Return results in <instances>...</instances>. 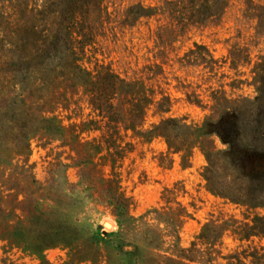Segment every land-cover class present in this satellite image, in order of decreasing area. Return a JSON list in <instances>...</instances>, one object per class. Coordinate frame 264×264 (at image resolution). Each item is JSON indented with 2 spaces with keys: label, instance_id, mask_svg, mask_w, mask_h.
<instances>
[{
  "label": "trees",
  "instance_id": "16d2710c",
  "mask_svg": "<svg viewBox=\"0 0 264 264\" xmlns=\"http://www.w3.org/2000/svg\"><path fill=\"white\" fill-rule=\"evenodd\" d=\"M18 1L11 4L8 12L0 6L3 22L9 23L6 18L19 11L14 6ZM30 1L42 16L28 25L32 41L22 42L21 36L18 41H10L9 55L4 58L9 57L3 63L29 64L32 70L51 57V51H63L60 67L64 71L66 95L72 99V92L80 88L89 108L85 118L66 123V135L74 132L72 135L77 136L94 129L90 125L103 124L109 145L124 141L132 131L148 138L160 136L174 151L183 148L185 161L198 150L206 162L199 173L205 182L203 188L226 204L239 206L240 215L223 214L217 226H211V218L203 226L209 234H199V240L190 242L189 247L179 246V254L173 258L159 252L164 243L161 234L127 221L129 201L121 187H113L110 178L97 174L95 168L77 164L79 182L73 183L71 191L86 197L92 194L118 219L117 230L107 232L98 224L102 237L89 239L78 217L80 212H86L85 207L81 209L83 203L77 198L69 203L53 200L36 174L31 175L32 165L26 158L21 166L27 177L6 176L7 169L0 168V262L256 264L254 258L264 257V0H133L121 6L117 26L129 31L130 41L134 40L132 33L150 36V26L155 23L159 30L156 39L167 42L169 39L162 37L165 32L174 40L176 32L188 36L192 29L216 28L224 18L233 22L232 34L221 41L227 55L216 58L206 44L194 41V48L178 58L182 72L174 75L180 83L178 90H182L189 103L201 108L200 115L168 114L174 99L160 88L149 95L156 124H151L154 127L147 131H136L131 112H127L131 119L128 122L122 108L124 94L134 91L124 93V79L106 59L104 34L109 29L113 32L114 23L109 20L107 1ZM5 25L0 24L1 36L13 38L15 34L5 31ZM250 46L257 51L254 61ZM158 71L164 73L162 67ZM189 76L193 79L186 80ZM38 116L44 114L39 112ZM45 118L48 117L42 120ZM90 209L89 213L103 214L99 207ZM94 224L92 221L90 225ZM227 231L238 237L239 243L233 247L225 241L229 238ZM53 248L60 249L62 254L50 261L45 253Z\"/></svg>",
  "mask_w": 264,
  "mask_h": 264
},
{
  "label": "rangeland",
  "instance_id": "374dc122",
  "mask_svg": "<svg viewBox=\"0 0 264 264\" xmlns=\"http://www.w3.org/2000/svg\"><path fill=\"white\" fill-rule=\"evenodd\" d=\"M105 1L109 5V20L114 21L113 32L109 29L104 34L106 59L124 79L126 84L123 91H134L124 94L122 108L126 111L128 122L131 119L127 112H131L136 131H147L154 127L150 126L155 125L156 120L152 116L153 107L148 103L149 95L159 92L160 88L174 99L168 114L175 117L200 115L201 108L189 103L182 90H178L180 83L174 78V75L182 74L178 58L194 48V41L206 44L216 58L227 55V48L221 41L233 32L231 18L223 17L216 28L206 26L201 30L192 29L188 36H180L176 32L174 40H170L172 36L165 32L162 37L169 39L166 40L168 43L156 39L159 30H156L154 22L150 26V36L132 33L134 40L130 41L129 31L117 26V23L121 6L133 0ZM14 2L0 0V6L8 12ZM14 6L19 7V11L12 14L10 19L6 18L9 23L3 22V14L0 16V24H6L5 31L15 34L13 38L0 34V49L3 51V56H0V168L7 169L6 176L27 177L28 173L21 166L27 158L32 165L31 175L36 174L53 200L58 198L69 203L77 198L83 203L81 209L85 207L86 212L79 213V222L85 225V237L92 239L102 237L98 224L107 232L118 229V219L101 200L92 194L86 197L71 191L73 183L79 182L77 164L80 167H93L97 174L110 178L113 187H121L125 191L129 201L127 221L140 223L143 228L161 234L164 243L159 252L173 258L179 254V246L189 247L190 242L199 240V234H209L208 230H203V226L211 218L214 223L211 226H217L220 217L225 216L223 214L240 215L239 206L226 204L203 188L205 182L199 173L206 162L198 150H194L185 161L182 158L183 148L174 151V148L167 147L160 136L148 138L132 131L124 141L109 145L103 124L90 125L94 129L77 136L72 135L74 132L66 135V123L78 122L89 112L86 98L80 88L72 92V99L67 97L62 76L64 71L60 67L64 56L60 49L51 51V57L32 70L29 64L3 63L9 57L4 58L9 55L10 41H18L21 36L24 37L22 42L31 43L33 37L28 25L42 17L34 10L30 0H19ZM110 21H107V25H110ZM120 29L122 33L118 32ZM252 46L249 50L254 61L257 51ZM158 67H162L164 73L159 72ZM185 79L192 80L193 77ZM39 112L44 116H38ZM45 116L48 118L42 120ZM40 133H44L42 137H38ZM185 162L190 167L185 166ZM22 183L26 182L22 180ZM48 202L45 203L47 206ZM92 207H99L103 214L89 213ZM92 221L95 222L93 226L90 225ZM227 233L229 238L225 241L229 247L239 243L237 236L231 231ZM254 239L257 241L258 238ZM45 254L50 261H55L62 251L53 248ZM254 261L264 264V257L258 256ZM25 264L32 263L27 260Z\"/></svg>",
  "mask_w": 264,
  "mask_h": 264
},
{
  "label": "water",
  "instance_id": "95a60500",
  "mask_svg": "<svg viewBox=\"0 0 264 264\" xmlns=\"http://www.w3.org/2000/svg\"><path fill=\"white\" fill-rule=\"evenodd\" d=\"M105 225H106V222H105Z\"/></svg>",
  "mask_w": 264,
  "mask_h": 264
}]
</instances>
